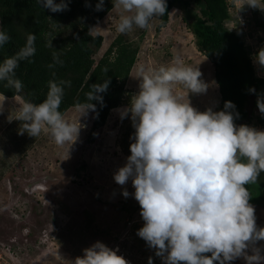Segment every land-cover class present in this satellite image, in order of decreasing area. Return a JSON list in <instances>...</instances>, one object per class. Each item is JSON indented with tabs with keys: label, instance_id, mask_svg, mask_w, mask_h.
<instances>
[{
	"label": "clouds",
	"instance_id": "1",
	"mask_svg": "<svg viewBox=\"0 0 264 264\" xmlns=\"http://www.w3.org/2000/svg\"><path fill=\"white\" fill-rule=\"evenodd\" d=\"M41 8L51 12L68 9L66 0H37ZM247 4L264 11V0H242L237 11ZM85 6H90L85 0ZM104 0H97L95 10H103ZM113 7L127 15L119 18L116 31L127 34L134 27L146 29L155 16L166 13V0H115ZM10 36L0 30V46ZM35 34H28L25 45L0 64V81L14 90L23 91L24 85L16 77L21 61L35 55ZM51 45V42L49 44ZM47 67L63 65L57 53ZM255 61L264 67V48L257 51ZM54 74V73H53ZM197 67L186 66L179 58L167 67L145 69L139 66L137 78L139 92L130 105L121 111V119L131 114L135 128L134 142L126 163L114 173V180L124 186L131 178L135 189L132 194L140 205L144 224L137 235L142 238L164 264H227L243 257L247 264H261L264 256L258 248L247 255V249L264 240V228L256 225L255 209L249 203L251 194L245 185L256 184L264 171V130L234 122L235 105L225 101L224 110L201 112L190 102H181L172 86L180 84L188 93L202 94L208 85L201 79ZM109 80L92 84L85 104H77L79 113L75 122L66 120L59 110L64 88L71 81H49L46 98L40 103L25 100L15 115L9 117L20 122L18 134L31 137L41 133L52 137L59 147L66 146L65 158L79 139L82 125L79 117L95 112L96 100L103 103L100 93L107 90ZM249 91H255L249 89ZM8 101L0 93V114ZM257 107L264 114V101ZM124 197L129 196L122 189ZM210 253L211 255H206ZM74 264H129L117 250L100 241L84 249ZM152 264V258H148Z\"/></svg>",
	"mask_w": 264,
	"mask_h": 264
},
{
	"label": "rangeland",
	"instance_id": "2",
	"mask_svg": "<svg viewBox=\"0 0 264 264\" xmlns=\"http://www.w3.org/2000/svg\"><path fill=\"white\" fill-rule=\"evenodd\" d=\"M231 2V20L227 25L243 29L245 42L252 47L256 74L264 78V67L255 61L257 51L264 48V32H254L252 21L247 26L252 35L247 34V27L243 26L245 19L242 21L241 12H236L242 0ZM249 10L243 14L247 19L251 16ZM127 14L112 7L90 29L92 34L98 33L103 37L96 58L118 34L116 27L120 16ZM187 14L176 6L169 12V22L159 32L149 26L142 35V29L138 27L127 33L128 38L139 45V51L125 85L126 101L110 110L105 124L97 129L94 141L87 139L93 111L88 110L87 115L79 117L82 125L79 139L70 149L67 159H64L66 146H57L50 135L41 133L31 137L26 132L18 134L20 122L13 120L9 123L7 118L15 115L23 101L17 95L8 97L5 111L0 114V251L8 263L74 264L77 257L83 256L84 249L100 241L109 248L118 242L119 251L126 252L133 264H148L149 257L152 264H164L163 259L156 256V250L137 235L138 229L130 225L132 218H140V205L132 195L135 189L131 178L121 186L115 182L114 173L131 154L122 151V142L129 146L134 142L135 128L131 114L121 119L120 113L139 92V66H144L146 70L167 67L177 57L186 66L197 65L202 73L201 79L208 85L207 91L202 94L189 92L187 96L185 87L174 84L173 92L181 97V102L188 99L198 111L217 109L220 97L213 65L197 49L183 19ZM260 16L264 19V11L257 9L255 17ZM253 100L254 96L250 94L245 103L247 111L253 112ZM78 115L76 106L69 107L63 114L69 122H75ZM263 173L258 177L260 186L256 188L257 182L250 187L251 198L256 203L252 205L258 228H264ZM122 189L129 192L128 197L123 196ZM143 223L136 220L134 224L142 227ZM253 248H258L264 256V240L250 245L247 255L253 254ZM227 264L247 262L240 257Z\"/></svg>",
	"mask_w": 264,
	"mask_h": 264
},
{
	"label": "trees",
	"instance_id": "3",
	"mask_svg": "<svg viewBox=\"0 0 264 264\" xmlns=\"http://www.w3.org/2000/svg\"><path fill=\"white\" fill-rule=\"evenodd\" d=\"M66 2L67 10L51 12L41 8L37 0H0V30L10 36L9 41L0 46V64L25 45L28 34L36 36L35 55L29 60L21 61L16 69V77L24 85L23 91L14 94V90L0 81V93L7 97L17 95L23 102L30 100L38 104L46 98L49 81H71V87L64 88V97L59 108L64 114L71 106L88 103L87 93L92 84L109 80L107 90L100 93L103 103L91 101L96 110L93 112L87 139L94 141L97 129L105 124L110 110L126 101L125 85L137 61L139 45L130 40L128 34L118 33L96 58L95 54L101 47L103 37L98 33L92 34L90 29L113 7L115 0H104L103 10L100 11L95 10L97 0H88L90 6L87 7L85 0ZM166 4V13L153 17L149 22L150 27L159 32L169 22V12L176 6L187 11L188 14L183 19L194 37V43L213 65L214 80L220 97L215 111L224 110L225 101H231L235 108L230 111L234 115L238 113L234 120L237 126L264 125V114L257 107L258 99L264 101V78L256 74L251 55L252 47L245 42L243 29L230 28L227 25L231 20V0H166ZM248 10L251 15L249 19L243 15ZM240 12L242 21L245 19L243 26L247 27L253 21L254 32H264V19L261 16L255 17L256 8L251 9L245 4ZM238 19L240 20L239 16ZM238 19L235 20L236 23ZM146 29H142L140 35ZM249 32L247 27V34L252 35ZM50 42L52 46H49ZM54 52L63 61V65L57 64L49 69L47 66L53 63ZM250 88L255 91H249ZM250 94L254 96L253 112L245 108ZM121 146L125 154L130 153L127 143L122 142ZM258 186L259 182L256 188ZM245 187L251 194V184ZM252 203L255 200L250 198V204ZM133 225L135 229L141 228L137 224ZM132 236L134 238V231Z\"/></svg>",
	"mask_w": 264,
	"mask_h": 264
},
{
	"label": "built area",
	"instance_id": "4",
	"mask_svg": "<svg viewBox=\"0 0 264 264\" xmlns=\"http://www.w3.org/2000/svg\"><path fill=\"white\" fill-rule=\"evenodd\" d=\"M249 126L255 128L257 130H264V125L263 124L262 125L261 124H256L254 126H252V125H249ZM136 220L143 221V219L141 217L139 219L132 218L131 219V222H130V225H133ZM139 224H141V223H139ZM111 249L117 250V254L118 255L123 256L129 262V264H133L132 263V259L129 257V255L126 254V252L119 251L118 242H116ZM0 264H10V263H8V261L6 260V258L3 257V253L1 251H0Z\"/></svg>",
	"mask_w": 264,
	"mask_h": 264
}]
</instances>
